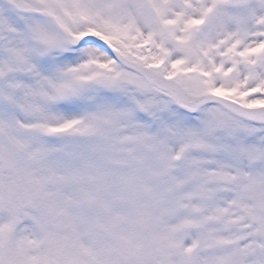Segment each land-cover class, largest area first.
Masks as SVG:
<instances>
[{"label":"snow or ice","instance_id":"6c2138e0","mask_svg":"<svg viewBox=\"0 0 264 264\" xmlns=\"http://www.w3.org/2000/svg\"><path fill=\"white\" fill-rule=\"evenodd\" d=\"M0 264H264V0H0Z\"/></svg>","mask_w":264,"mask_h":264}]
</instances>
